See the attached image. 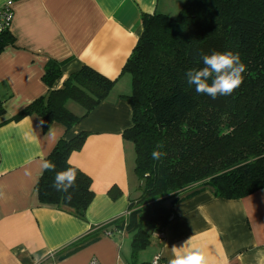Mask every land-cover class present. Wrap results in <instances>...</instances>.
I'll return each instance as SVG.
<instances>
[{"label":"crops","instance_id":"1","mask_svg":"<svg viewBox=\"0 0 264 264\" xmlns=\"http://www.w3.org/2000/svg\"><path fill=\"white\" fill-rule=\"evenodd\" d=\"M184 1L0 0V8L12 10L14 37L0 53V264H32V254L44 257L41 264H145L157 253L168 264L172 247L188 240L203 246L210 264H264V189L238 199L195 185V192H180L174 219L160 235L152 232L135 258L132 234L112 223L126 218L140 195L134 147L123 138L132 119L122 97L130 93V76L122 69L141 34L142 15L174 17ZM50 61L61 65L55 89L82 66L114 81L105 100L69 130L54 122L44 131L36 114L10 120L47 93L43 75ZM80 132L87 133L85 142L68 160L91 179L93 198L84 219L41 204L36 192L57 141ZM111 188L119 194L112 197ZM87 234L95 236L67 249Z\"/></svg>","mask_w":264,"mask_h":264},{"label":"trees","instance_id":"2","mask_svg":"<svg viewBox=\"0 0 264 264\" xmlns=\"http://www.w3.org/2000/svg\"><path fill=\"white\" fill-rule=\"evenodd\" d=\"M7 27H0V53L13 45ZM238 52L247 70L242 85L231 95L216 99L197 94L185 73L202 67L198 52ZM122 73L130 76V93L122 97L131 107L132 125L123 138L133 144L134 173L140 195L126 218L114 220L116 229L132 234V257L147 248L152 232L160 233L176 216L173 205L184 190L209 188L215 197L238 199L264 189V0H185L174 17L143 14L141 34ZM61 65L50 61L43 81L48 87L10 120L36 114L42 128L57 122L71 129L105 100L114 81L88 66L70 74L53 88ZM73 102L82 109L75 113ZM5 110L0 100V117ZM87 137L80 132L61 138L45 160L66 168L71 153ZM166 155L152 159L156 145ZM73 166V165H72ZM75 167V166H74ZM77 169L71 201L54 190V172L43 171L36 183L38 200L80 219L85 218L93 193L91 179ZM112 197L119 191L111 188ZM87 234L67 249L76 248Z\"/></svg>","mask_w":264,"mask_h":264},{"label":"clouds","instance_id":"3","mask_svg":"<svg viewBox=\"0 0 264 264\" xmlns=\"http://www.w3.org/2000/svg\"><path fill=\"white\" fill-rule=\"evenodd\" d=\"M198 59L202 61L203 66L190 68L185 73L187 84L194 86L197 94L216 99L219 96L231 95L242 85L243 74L247 67L238 52L228 50L212 51L210 54H205L200 51ZM162 148L163 144L158 143L151 153L154 161H159L166 155L160 150ZM67 165L66 168L57 171L53 161L45 160L42 164V172H54L51 187L57 192L63 193L65 200L71 201V190L76 186L77 169L72 166L70 159L67 161ZM30 174L29 171L25 172V175ZM172 253L168 264H210V258L203 246H190L189 240L183 246H173ZM43 259V256L32 254V264H41Z\"/></svg>","mask_w":264,"mask_h":264},{"label":"built area","instance_id":"4","mask_svg":"<svg viewBox=\"0 0 264 264\" xmlns=\"http://www.w3.org/2000/svg\"><path fill=\"white\" fill-rule=\"evenodd\" d=\"M12 10L8 5H5L0 8V27L9 28L12 20ZM159 235L161 233H158ZM88 264H100L96 259H92ZM145 264H163L162 255L160 253L155 254L149 261Z\"/></svg>","mask_w":264,"mask_h":264},{"label":"rangeland","instance_id":"5","mask_svg":"<svg viewBox=\"0 0 264 264\" xmlns=\"http://www.w3.org/2000/svg\"><path fill=\"white\" fill-rule=\"evenodd\" d=\"M68 107L74 111L75 113L78 112L80 113L82 111V109L80 108V106H78L77 104L73 103V102H69L68 103Z\"/></svg>","mask_w":264,"mask_h":264}]
</instances>
